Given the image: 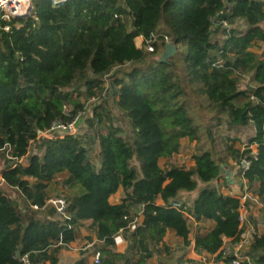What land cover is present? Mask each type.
Listing matches in <instances>:
<instances>
[{
  "label": "trees",
  "instance_id": "1",
  "mask_svg": "<svg viewBox=\"0 0 264 264\" xmlns=\"http://www.w3.org/2000/svg\"><path fill=\"white\" fill-rule=\"evenodd\" d=\"M121 1L124 7L117 0H33L30 18L0 20V147L8 144L13 157L25 159L0 168V264H19L15 254H28L32 264H58L60 249L88 220L99 243L98 263L80 258L72 264H146L154 255L158 264H179L182 257L172 256L164 243L167 232L184 249L230 263L225 245L238 243L243 229L239 200L223 194L218 183L229 187L228 165L217 149L224 144L220 125L234 134L223 145L232 161L250 160L243 176L264 205V0ZM152 35L154 52L144 53L135 40ZM164 36L177 51L159 63L153 54L163 49ZM250 47L261 49L260 56L246 52ZM240 67L249 88L236 85ZM106 75L116 116L105 134L93 125L88 138L95 165L84 136L36 140L52 121L66 118L64 106L72 113L82 108L79 86L93 97ZM248 130L244 148L236 150L235 140ZM30 141L39 152L28 153ZM183 141L194 144L195 166L161 167ZM61 174V184L77 180L86 190L80 195L79 185L71 186L79 196L65 197V217L46 205ZM118 191L119 201L110 202ZM141 204L142 223L118 253L113 237L120 229L127 233L125 217ZM188 216L210 225H195ZM59 241L62 246L47 251ZM248 255L264 264V233L254 237Z\"/></svg>",
  "mask_w": 264,
  "mask_h": 264
},
{
  "label": "built area",
  "instance_id": "2",
  "mask_svg": "<svg viewBox=\"0 0 264 264\" xmlns=\"http://www.w3.org/2000/svg\"><path fill=\"white\" fill-rule=\"evenodd\" d=\"M32 1L33 0H0V20L4 21L5 23L9 22L12 19H20L22 20V16H25L29 14V18L31 17L32 12ZM53 5L59 3L62 0H50ZM117 5H120L121 7H124V4L121 0H117ZM213 28H216V20L212 19ZM219 24L221 26V29L228 30L230 29V25L226 21H219ZM242 25V23H241ZM2 29L4 31L9 30V25L5 24ZM262 29L264 31V24L262 26ZM165 43H172L166 36H164ZM156 42V36L152 35L151 38L145 42H143L142 38L140 37V44L137 45L138 48H142L144 53H153L154 47L153 44ZM162 50L158 52V54H153L155 57L158 58V55L160 54ZM260 51H262L260 49ZM222 63V58L220 57V60H218L217 64ZM245 68L240 67L234 72L236 85H242L244 83V79L246 78L245 74ZM108 81V76H104L102 78V81ZM63 114L66 117L65 119L59 118L51 122L48 129L38 132L36 136V140H56V139H62L65 136H72V137H83L84 133L80 130V124H81V118L85 115L82 109L77 110L75 113H72V108L69 106L63 107ZM116 116V114H115ZM114 116V117H115ZM110 122L108 125L104 128L107 129V127L113 126V121L109 120ZM101 134H105L106 132H101ZM32 143V141H30ZM253 146H250L249 148L252 149ZM250 155H254V151L251 152ZM0 157L4 159V161H7V164L11 165L12 167H15L19 164H24L23 162L25 159L20 158L17 159L12 156L11 147L8 144H4L0 147ZM88 160L91 164L95 165V159L94 157L89 154ZM250 166V160L248 159H240V163H237V161H233V170L231 172L230 181H232V184L234 186L231 189V193H228L230 195L235 196L239 200V208L237 210L238 212V221H239V227L244 228L247 231L246 236H244V231L242 232L240 236V240L238 241L236 248H234V252H226L225 256H233V259L230 263H225L224 261L215 262L216 264H243V262L247 264H255L254 259L248 255L250 246L254 240V237L257 235H260L261 233H264V205L260 202L258 199V196L251 192L249 189L248 181L243 176V171L247 169ZM5 167V166H4ZM178 167V166H173ZM183 167V166H182ZM172 168V167H168ZM186 168V167H184ZM188 169V168H186ZM240 170V173L236 175ZM0 183H3V180L0 176ZM46 205L49 207H53L58 214L65 217L66 214V208L67 203L64 199L61 197H58L56 199H48L46 201ZM173 207H179V204L173 203ZM32 209L34 211H37L36 206H32ZM142 211H143V205H138V207L133 211L132 217L126 216L125 220L127 221L126 229L127 233L133 232L136 228H138L142 223ZM260 211V213H258ZM189 220L194 223V219L190 216H188ZM256 218L257 222L253 223L252 219ZM196 225V224H195ZM261 230V232L259 231ZM258 232V233H257ZM127 236H125L124 231L120 229L113 237L114 245L117 250H125L126 247V241ZM63 244L59 241L57 243H53L52 248L47 249V251H51L53 248L57 246H62ZM89 244L84 245V249H87ZM116 250V251H117ZM245 250L244 253H241V251ZM122 253V252H121ZM14 258L17 259L19 264H32L29 258L28 254L18 255L15 254ZM208 258V255L206 253L198 254V260L200 262H206V259ZM214 258V257H213ZM99 259V248H95L91 254V262L92 263H98Z\"/></svg>",
  "mask_w": 264,
  "mask_h": 264
},
{
  "label": "rangeland",
  "instance_id": "3",
  "mask_svg": "<svg viewBox=\"0 0 264 264\" xmlns=\"http://www.w3.org/2000/svg\"><path fill=\"white\" fill-rule=\"evenodd\" d=\"M220 28H218V30H216L217 33L220 32ZM246 52H251L252 54H254L256 57H259L261 54V51L259 49H253L252 47L248 48V50ZM240 61L241 63H246L248 61V58L246 56V53L242 54L240 56ZM81 87L79 89V91L83 94L80 96V103L82 106V111L84 112V116L81 118V124H80V130L83 131L84 133V142L86 143V145L88 146L89 149L94 148V144L93 142H91L89 140V136L91 135V132H93V125L97 124L95 127L97 130L101 131V132H106V130L104 129V125L109 122V118L110 120L114 118L116 112L114 109V95H113V90L110 87V80L108 81H104L102 82L101 86L95 90V96L91 97L86 95V87L84 85L79 86ZM238 87L244 89V88H249L248 86V79L245 78L244 79V83L242 85H238ZM85 92V93H84ZM77 95V94H75ZM103 105H105L107 111L104 114H101L99 112V108L102 107ZM107 115H109L110 117H107ZM103 116H106L105 118H103ZM108 119V120H105ZM112 122V121H111ZM251 131L248 130V133L240 135L239 138H237V141L235 140L234 144H235V149H243L244 147L242 146L245 145L244 143L247 141V137L248 135H250ZM217 134L220 137V140L227 145L229 142L227 141L226 137H233L234 134L233 132H230L228 130H226L222 125L217 127ZM87 138V139H86ZM224 144L222 143H218L217 144V149L219 151V155L220 157L223 159V163L225 165H228L227 169L225 170L227 173L224 174V176H228V173H231L233 170V161L231 159V156L228 155V153L225 151V146H223ZM85 145V146H86ZM182 150L180 152L179 155H174L173 158H168L166 160L161 161L162 163H160L161 166L163 167H173V166H178V167H186V168H192L195 166L192 155H193V151H194V144L193 143H188L187 141H183L182 142ZM252 149H254V146L252 147ZM245 150V149H244ZM39 152L38 148L36 147V144L31 143L30 144V148L28 153L31 154L32 152ZM94 150L92 152H90L89 154H91L93 157H95V155L93 154ZM173 159V161H171ZM95 164L97 162V160L95 159ZM25 163V161L23 162ZM7 165V161H4V159H2L0 157V168H3L4 166ZM221 180V179H220ZM220 180H218V183L220 184ZM60 181V180H58ZM234 186L230 185V187L232 188ZM76 187L73 186L71 188H69L70 192H76L75 191ZM78 191L76 193H81L82 189L77 186ZM4 190L6 193H10L8 190V187L4 186ZM220 191L224 194H228L231 193L232 191H227L226 188H222L220 187ZM251 192H253L251 190ZM52 193H57V191H53ZM191 194H189L190 199L194 198L197 194V189H194L193 191H190ZM61 196H56V195H52V198L56 199L58 197H61L62 199H66L65 197L67 195H69L68 190L65 191H61ZM71 194V193H70ZM184 195L187 193H183ZM72 195V194H71ZM230 195V194H229ZM116 200L119 199V193H116L114 195V197ZM113 199H110V202H112ZM34 211V209H32ZM35 212L37 213V211L35 210ZM260 213V211L258 212ZM253 223L257 222L256 218L252 219ZM207 224V226H206ZM204 228L208 227V222H205L203 224H201ZM243 233L244 236H246L247 231L245 229V227L243 228ZM261 232V230H259ZM258 233V232H257ZM130 233H126L125 236H127V243H128V237H129ZM176 236H174L173 234H168L167 236L164 237V241L171 253L172 256L178 257L181 256L183 259V261L181 262V264L183 263H188V259L193 260L190 257V247L189 248H183L181 245L182 240L179 238H175ZM236 244H230V245H225V251L226 252H234V248H236ZM117 250V249H116ZM118 253H121V250H117ZM245 250L241 251V253H244ZM82 253V252H81ZM154 255L152 258H150L149 260L146 261V264H158V256ZM161 258H164L165 260H169V258L166 256L165 252L162 251V253L160 254ZM86 258L91 262V257L90 255H86ZM167 260V261H168ZM194 261V260H193ZM199 263V262H198ZM60 264H70V260L66 261V262H62ZM200 264V263H199ZM201 264H216L215 261L213 260V257H209L206 259V262H202Z\"/></svg>",
  "mask_w": 264,
  "mask_h": 264
},
{
  "label": "crops",
  "instance_id": "4",
  "mask_svg": "<svg viewBox=\"0 0 264 264\" xmlns=\"http://www.w3.org/2000/svg\"><path fill=\"white\" fill-rule=\"evenodd\" d=\"M135 44H136V46L137 45H139L140 44V37H138V38H136V40H135ZM114 107V106H113ZM99 112L101 113V114H104L106 111H107V109H106V107H105V105H103L102 107H100L99 109ZM106 116H103V118H105ZM107 117H110L109 115H107ZM110 119V118H109ZM105 120H108V119H105ZM110 122V121H109ZM109 122H107L105 125H104V127H106L107 125H108V123ZM92 133V132H91ZM182 148L183 147H181V149H180V151L177 153V154H175V155H179L180 154V152H181V150H182ZM174 157V155L171 157V158H173ZM166 160V159H165ZM161 161H163V160H161ZM160 161V163H162ZM171 161H173V159L171 160ZM164 162V161H163ZM8 165V164H7ZM161 166V165H160ZM177 166V165H176ZM161 167H163V166H161ZM164 168V167H163ZM167 168V167H166ZM65 174H61V175H58L57 177H56V184L58 185L57 187V193H53L52 195H56V196H61L62 194H61V191H65V190H68V192H69V195L70 196H74V197H76V196H79V195H74V194H70V191H69V188L74 184V183H77L79 186H80V188L83 190V193H81L80 195H82V194H84L85 192H86V190L81 186V184L79 183V181H77V180H74V181H72V182H70L69 184H61V182H62V180L63 179H65ZM58 180H60V181H58ZM224 180H225V176H224ZM226 181V180H225ZM223 181L222 180H220V186L222 187V188H226V187H224V184L222 183ZM232 184V181H230V182H228V185H229V187H227L226 188V190L227 191H231V187H230V185ZM117 193H119V199H120V196H121V191H118ZM224 194V193H223ZM49 199H52V196H50L49 197ZM112 199H113V201H112V203H117L118 201H119V199L118 200H116L115 198H113L112 197ZM141 219H142V217H141ZM205 222H208V226L210 225V222L209 221H201V222H199L198 221V223L195 221V219H194V223L195 224H203V223H205ZM206 226H207V224H206ZM76 230H77V234L79 235L78 237H77V239L76 240H74V242H71V243H69L67 246H63V248L62 249H60V251H59V253H58V264H60V263H62V262H66V261H69L70 260V264H72L75 260H77V259H80V258H86V255H90V257H91V254H92V252H93V250L96 248H99V243H98V241L96 240V237H95V230H94V227L92 226V224H91V221L90 220H88V221H84V222H82L80 225H78L77 227H76ZM168 234H170V232H167L166 233V235L165 236H167ZM172 234V233H171ZM176 238V237H175ZM164 243H165V241H164ZM85 244H89V245H91V246H89L87 249H84V245ZM166 244V243H165ZM125 247H127V243H126V245H125ZM189 251H190V257L189 258H192L193 260H190V259H188V263H183V264H201V262H200V260H198V254H196L194 251H193V249L192 248H190L189 249ZM82 252V253H81ZM121 252H124V250L123 251H121ZM213 260H214V258H213ZM215 261V260H214ZM199 262V263H198ZM179 264H181V263H179Z\"/></svg>",
  "mask_w": 264,
  "mask_h": 264
},
{
  "label": "water",
  "instance_id": "5",
  "mask_svg": "<svg viewBox=\"0 0 264 264\" xmlns=\"http://www.w3.org/2000/svg\"><path fill=\"white\" fill-rule=\"evenodd\" d=\"M22 19H27L29 18V14L22 16ZM177 51L176 45L174 43H165L163 46L162 51L160 52V54L158 55V62L159 63H164L168 60V58H170L171 56H173ZM230 176L231 173H228V176H225V180L227 182H230Z\"/></svg>",
  "mask_w": 264,
  "mask_h": 264
}]
</instances>
